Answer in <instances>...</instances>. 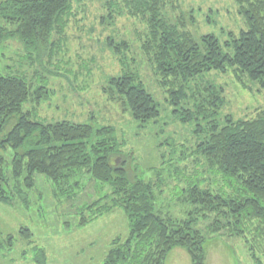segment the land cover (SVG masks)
I'll list each match as a JSON object with an SVG mask.
<instances>
[{
	"label": "trees",
	"instance_id": "1",
	"mask_svg": "<svg viewBox=\"0 0 264 264\" xmlns=\"http://www.w3.org/2000/svg\"><path fill=\"white\" fill-rule=\"evenodd\" d=\"M233 1L245 29L228 33L230 39L222 46L213 35L193 38L184 20L166 19L162 10L167 0H123L127 15L143 25L138 32L142 64L151 68L168 103H184L172 113L182 122L212 117L208 137L195 148L202 157L201 169L180 193H173L181 215L164 209L160 181L145 183L121 160L112 127L67 121L42 124L23 111L25 103L40 105L51 93L43 86L34 88L40 79L30 70L43 63V56L54 66V42L68 21L69 0L1 2L0 51L11 41L20 43L29 70L9 75L0 68V152H13L9 165L0 155V203L16 197L29 200L35 175L43 176L53 194L67 201L78 200L92 183L97 198L78 204L87 212L78 224L85 226L116 209L124 214L127 230L110 242L99 264H165L176 248L186 250L192 264H205L206 243L215 237L235 238L252 264H264V107L246 119L224 115L219 127L216 117L225 107L226 90L197 79L211 71L230 73L236 87L250 91L249 85L256 83V91L264 90V0ZM112 6L122 15L117 5ZM107 44L118 57L129 50L125 42ZM103 92L110 100H122L139 123L160 115L133 72L109 79ZM214 182L221 184L219 190L211 187ZM169 197L164 199L168 202ZM203 220L207 222L201 230ZM24 233L32 237L30 231Z\"/></svg>",
	"mask_w": 264,
	"mask_h": 264
},
{
	"label": "rangeland",
	"instance_id": "2",
	"mask_svg": "<svg viewBox=\"0 0 264 264\" xmlns=\"http://www.w3.org/2000/svg\"><path fill=\"white\" fill-rule=\"evenodd\" d=\"M112 5H117L120 8L117 13L121 10L122 15H117L116 6ZM68 6V21L61 26L59 39L54 42V66L43 56V63L37 62L30 70L40 79L33 83L34 88L43 86L51 93L40 105L25 103L23 111L31 112L32 120L42 124L67 121L97 128L112 127L118 149L124 156L121 160L145 183L160 181L164 209L181 215L183 212L178 210L173 193H180L178 190L187 186L189 178L201 169L202 157L195 148L208 137V121L212 117L198 116L182 122L172 113L184 107V103L175 107L168 103L151 68L142 64L138 32L143 25L127 15L123 0H69ZM162 14L170 22L186 21V29L193 38L213 35L222 46L230 39L228 33L237 35L245 29L233 0H167ZM108 40L114 44L127 43L128 52L118 57L114 48L108 46ZM26 55L20 43L11 41L8 49L0 51L2 72L25 74L29 70L24 63ZM126 71L139 76L157 103L160 115L156 120L144 124L135 121L122 100H110L103 92L109 79L120 77ZM197 79L202 85L226 90L225 107L216 117L219 127L224 115L235 120L246 119L252 116L253 110L264 107V90L256 91V83L249 85L250 91L242 90L234 85L230 73L214 71ZM3 135L4 132L0 134ZM0 155L8 161L7 165L11 163V150L7 148ZM34 180L29 200L24 202L16 197L0 203V264H99L110 242L126 235L124 214L116 209L85 226L78 224L87 214L77 208L78 204L97 198L92 183L78 200L67 201L64 195L53 194V187L43 176L35 175ZM220 186L214 182L211 187L219 190ZM168 197L167 202L164 198ZM205 222H200L198 228L203 230ZM24 230L31 232L30 239ZM241 244L235 238L209 240L205 246V264H252ZM165 264L192 262L186 250L176 248Z\"/></svg>",
	"mask_w": 264,
	"mask_h": 264
}]
</instances>
